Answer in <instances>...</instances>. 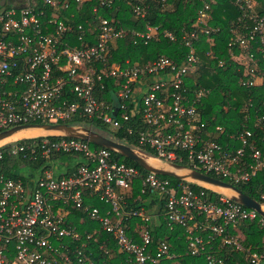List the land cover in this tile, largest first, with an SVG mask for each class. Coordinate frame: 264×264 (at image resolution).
<instances>
[{
    "label": "built area",
    "instance_id": "1",
    "mask_svg": "<svg viewBox=\"0 0 264 264\" xmlns=\"http://www.w3.org/2000/svg\"><path fill=\"white\" fill-rule=\"evenodd\" d=\"M254 2L236 0L253 26L247 33L237 31L229 42L239 49L235 52L233 46L229 51L231 59L244 67L248 77L241 84L246 86L260 83L264 75L255 54L261 52L264 59V15L254 11ZM38 3L48 8L44 21L47 9L38 8ZM82 3L83 0H18L8 8H0V131L20 124L60 123L74 116H86L100 120L112 130L124 129L138 145L152 149L161 161L175 162L186 154L189 167L226 178L232 185L248 182L264 168V156L258 150L249 145L247 153V136L251 135L248 130L239 136L241 145L234 150L202 138L197 105L205 91L183 86L185 76L197 67L198 57L192 49L180 63L159 56L142 66L128 60L107 65V44L123 37L125 28L101 19L95 43L71 45L70 34L76 30L81 31L77 39L85 43V29L75 21ZM205 9L198 15L202 24L208 19ZM133 11L144 17L148 5L141 0ZM163 32L173 38L170 32ZM159 33L160 29L149 23L135 32L145 42ZM196 36L192 32L190 39ZM253 40L258 43L255 48ZM186 45L192 48L190 40ZM104 77L113 79L117 87L110 102L95 93L97 82ZM67 92L75 93L77 99L70 101ZM23 138L27 140L21 142ZM5 150L21 159H3ZM58 153L78 154L83 159L70 161L83 163L66 174L67 159L58 164L56 159H50ZM247 155L250 159H244ZM58 167L62 171L55 173ZM7 171L15 177L8 176ZM136 179L142 183L141 192L147 189L155 196L150 209L126 208V200L118 192L130 189ZM191 183L181 180L173 184L154 172L141 173L136 167L113 161L110 150L92 147L81 139L27 136L2 141L0 264H74L70 254H75L81 264H94L85 262L79 250L57 241L63 237L78 239L75 227L66 224L64 204L80 207L89 198L88 192L106 205L103 211L96 206L85 207L89 217L133 257L134 264H158L167 245L162 242L152 254L150 230L142 227L129 232L130 218L152 224L161 216L170 228L183 227L192 254L205 248L203 237L197 232L209 230L221 235L223 243H235L228 226L257 220L264 229V217L254 208L209 188L218 193L213 199L204 188L193 189ZM200 187L208 188L201 184ZM260 200L263 202L257 201L264 208V191ZM263 256L264 248L260 254L253 252L251 263L259 264Z\"/></svg>",
    "mask_w": 264,
    "mask_h": 264
},
{
    "label": "trees",
    "instance_id": "2",
    "mask_svg": "<svg viewBox=\"0 0 264 264\" xmlns=\"http://www.w3.org/2000/svg\"><path fill=\"white\" fill-rule=\"evenodd\" d=\"M140 1L83 0L75 21L83 25L86 35L84 41L87 44L77 39L81 33L80 30L70 34V44L84 47L95 43L99 34L98 24L101 19H107L116 26L125 28L123 37L112 39L107 44L104 55L107 65L124 63L125 60H128L130 64L142 66L159 56L168 57L180 63L192 49L194 55L198 57L197 67L185 76L183 86L189 90L205 91L197 105V122L203 124L202 138L215 141L223 147L234 150L241 145L239 136L248 130L251 134L247 136L248 155L249 147L253 146L264 156V75L262 81L255 85L241 84V81L248 76L244 75V67L231 59L229 51L233 46L235 52L239 50L235 47L236 45H229L237 31L238 33H247L252 28L253 23L249 16L238 7L236 0H144V3L148 5V11L144 17H140L136 16L133 11V7L140 4ZM254 1V11L264 15V0ZM10 5L6 1L4 4L0 3V8H8ZM205 5L208 6L207 9H205ZM38 8L47 9V14L42 18L43 21L46 20L49 13L48 8L43 7L40 3H38ZM203 9L209 18L206 24H202L198 20L199 12ZM146 23L157 26L160 33L157 37L150 38L145 42L135 32L142 30ZM88 24H91V30H89ZM202 28L209 29V31L205 32V29L203 32ZM163 31L170 32L173 38L164 35ZM192 32L197 33V36L190 39ZM188 40H190L192 48L186 45ZM251 43L254 48L258 45L254 40ZM255 54L259 57V64L263 69L264 59L261 57V52H255ZM101 66V63H98V67ZM116 89L113 79L104 77L97 82L95 93L99 99L110 102L111 93ZM66 97L70 101L77 99L75 93L67 92ZM65 122L90 127L98 132L106 127L100 120L86 116H74ZM131 122H129L130 125ZM106 136L124 142L149 156L156 157L152 149L138 145L133 135L127 134L124 129H108ZM50 137L54 139L69 138L65 136ZM20 140L22 142L27 139ZM90 144L92 147L102 148L99 145ZM179 153L184 154L185 152L180 151ZM248 155L244 159H250ZM74 156L83 159L74 153H58L51 155L50 159L69 160ZM111 156L113 161L136 167L141 173H146V170L130 158L114 151H111ZM3 159L21 158H17L5 150ZM9 161L13 163L11 160ZM175 162L186 166L190 165L186 154L180 160L177 158ZM38 163H34V165L36 166ZM81 163L83 161L69 166L66 174ZM207 174L231 182L213 173L207 172ZM7 175L15 177L10 171H7ZM165 177L169 178L173 184L181 181L174 177ZM191 186L195 190L204 188L205 192L213 199L218 196L217 192L200 187L196 183H191ZM234 186L248 196L263 202L260 200V193L264 191V168L259 170L248 182L234 183ZM141 188V181L136 179L130 189H118L123 199L126 200V208L145 206L150 209L156 202L155 196L151 192L147 189L141 192ZM88 194H90L89 198H85V203L80 207L75 208L71 203L64 204L66 224L75 227L78 239L63 237L57 241L64 242L71 249L79 250L85 262L134 264L133 257L123 251L111 235L101 229L96 220L89 217L85 207L90 209L92 206H96L103 211L106 205L91 192ZM127 222L131 233L142 227L150 230L149 249L152 254L157 252V248L162 242L167 245V250L161 254L158 264H252L251 254L253 252L260 254L264 248V229L257 220H243L234 227L228 226V232L235 243H223L221 235L209 230L197 232L205 242L204 250L198 254L190 252L184 228L178 225L170 228L161 216L152 224L135 218H130ZM236 244L240 247L237 248ZM70 258L74 264H81L77 261L75 254H70ZM259 264H264V256L260 258Z\"/></svg>",
    "mask_w": 264,
    "mask_h": 264
},
{
    "label": "water",
    "instance_id": "3",
    "mask_svg": "<svg viewBox=\"0 0 264 264\" xmlns=\"http://www.w3.org/2000/svg\"><path fill=\"white\" fill-rule=\"evenodd\" d=\"M27 129L39 130L36 134L31 135V137L65 136L69 138L81 139L92 144L99 145L124 157L130 158L146 171H151L159 175L174 177L179 180L193 182L199 185L201 184L208 188H213L219 193L225 192L231 200L244 206L254 208L264 217V208L261 206V204L256 199L243 193L236 186L180 163L161 160V162L158 163L157 160V164H152L141 154L140 151L134 149L130 145L121 141H117L98 131L93 130L90 127L83 125H72L66 122L27 123L15 125L0 131V142L12 136L16 132ZM224 189H227L228 192L224 191Z\"/></svg>",
    "mask_w": 264,
    "mask_h": 264
},
{
    "label": "bare ground",
    "instance_id": "4",
    "mask_svg": "<svg viewBox=\"0 0 264 264\" xmlns=\"http://www.w3.org/2000/svg\"><path fill=\"white\" fill-rule=\"evenodd\" d=\"M38 131H39L38 129H27V130H21V131L16 132V133L13 134L12 136H10V137H8V138L2 140V141H6V140H8V139H10V138H12V139L20 138V137H15V136L25 137V136H27V134H28V135H29V134H32V133H33V134H36ZM13 137H15V138H13ZM141 154H142V153H141ZM143 156H144V155H143ZM144 157L147 158V160H148L150 163H152V164H157V159H156L155 157H151V159H150L149 157H146V156H144ZM149 159H150L151 161H150ZM224 191L228 192L227 189H224Z\"/></svg>",
    "mask_w": 264,
    "mask_h": 264
},
{
    "label": "rangeland",
    "instance_id": "5",
    "mask_svg": "<svg viewBox=\"0 0 264 264\" xmlns=\"http://www.w3.org/2000/svg\"><path fill=\"white\" fill-rule=\"evenodd\" d=\"M208 19H209V18H208ZM206 22H207V20H206ZM108 129H109V130H112L110 126L106 125V127H104V130L100 131V133L106 135L107 132H108ZM39 133H40V132H39ZM31 135H33V133H32V134H29V135L27 134V136H31ZM27 136H25V137H27ZM15 137H21V136H15ZM15 137H13V138H15ZM9 140H13V139L10 138V139H8V140H6V141H9ZM140 152L142 153V155H144V156H146V157H149V158L151 159V156L145 154V153L142 152V151H140ZM150 159H149V160H150ZM60 160H61V159H58V158H57V159L55 160V163L58 164ZM157 160H158V163L161 162L159 159H157ZM150 161H151V160H150ZM49 164H50V166L52 167L53 164H51V163H49ZM21 169L23 170V169H25V167H24V166H21ZM26 171H27V170H26ZM61 171H62V169H60V168L58 167V169L55 170V173H59V172H61ZM212 189H213V188H212Z\"/></svg>",
    "mask_w": 264,
    "mask_h": 264
},
{
    "label": "crops",
    "instance_id": "6",
    "mask_svg": "<svg viewBox=\"0 0 264 264\" xmlns=\"http://www.w3.org/2000/svg\"><path fill=\"white\" fill-rule=\"evenodd\" d=\"M6 1L8 2V4H16L18 2V0H0V3L4 4ZM72 159H78V157L77 156H74ZM74 162L73 161H70V159H69L68 160V166L73 165Z\"/></svg>",
    "mask_w": 264,
    "mask_h": 264
}]
</instances>
